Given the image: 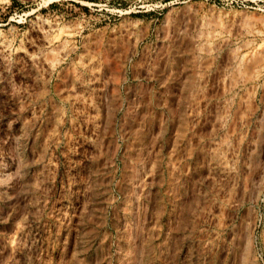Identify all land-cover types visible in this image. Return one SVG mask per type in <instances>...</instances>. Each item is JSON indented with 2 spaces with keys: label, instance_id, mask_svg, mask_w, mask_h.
<instances>
[{
  "label": "rangeland",
  "instance_id": "rangeland-1",
  "mask_svg": "<svg viewBox=\"0 0 264 264\" xmlns=\"http://www.w3.org/2000/svg\"><path fill=\"white\" fill-rule=\"evenodd\" d=\"M0 264H264V0H0Z\"/></svg>",
  "mask_w": 264,
  "mask_h": 264
}]
</instances>
